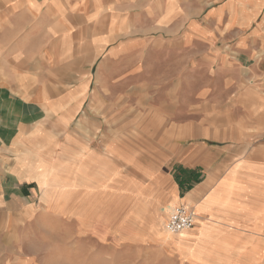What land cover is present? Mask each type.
Segmentation results:
<instances>
[{"label": "crops", "instance_id": "crops-1", "mask_svg": "<svg viewBox=\"0 0 264 264\" xmlns=\"http://www.w3.org/2000/svg\"><path fill=\"white\" fill-rule=\"evenodd\" d=\"M262 37L264 0H0V205L9 210L11 226L20 221L26 228L19 241L25 249L18 244L13 251L23 264L58 258L65 217L94 233L89 237L100 254L93 257L92 247L89 260L100 264L125 263L124 245L134 240L135 251L147 246V264H215L220 256L223 264H264V156L236 159L214 181L213 174L200 173L193 155L206 153L213 161L221 151L197 146L181 153L187 163L177 182L165 176L138 183L135 153H126L135 142L123 138V115L110 124L116 140L100 124L99 139L91 142L97 129L84 108L91 79H80L86 89L79 97L77 86L55 87L75 83V67L100 56L112 63L131 57L137 68L147 48L162 56L156 63L168 69L169 83L179 85L180 92L165 95L175 112L204 67L216 58L231 65L216 53L224 49L237 54L241 68L252 66L251 76L264 88ZM191 95L200 99L202 93ZM169 130L186 132L187 126ZM173 191L196 217L180 242L190 252L194 247L195 260L181 259L177 235L156 229ZM147 206L155 212L152 228L134 238L135 216L124 218L123 211Z\"/></svg>", "mask_w": 264, "mask_h": 264}, {"label": "rangeland", "instance_id": "rangeland-1", "mask_svg": "<svg viewBox=\"0 0 264 264\" xmlns=\"http://www.w3.org/2000/svg\"><path fill=\"white\" fill-rule=\"evenodd\" d=\"M82 38L84 45L88 37ZM261 41L264 43V37ZM224 50L226 51L216 53L224 54L233 68L231 65L222 66L220 58L213 60L214 63L210 67H204L197 83H188V98L181 101L182 109L177 108L175 112L170 111L165 95L170 90L180 92L179 85L169 83L168 69L156 63L162 56L147 48L139 53L141 66L137 68L131 57H122L118 60L119 63H112L106 61L108 59L105 56H100L90 66L75 67V83H59L55 87L63 91L77 86L76 97H79L84 95L86 89V84L79 85L80 79H85V76L87 80L91 79L84 104V108L91 111L92 121L95 123L93 128L97 129L95 134L93 132L91 142L99 139L100 124L107 126L108 139L116 140V133L111 130L110 124L116 123L117 113L123 115V138L135 142V148H126V153L130 156L135 153V182L147 183L151 177L172 176L175 179V176L182 172V164L187 163L181 153H192L197 146L221 151L218 157H213V161H208L210 158L206 153L200 155L195 152L193 155L194 158L197 157L194 163L200 167V173L210 177L213 174L216 181L232 161L243 158L260 159L261 155L264 156V88L260 85L259 78L251 76L252 66L245 64V67L241 68L237 54L229 49ZM80 56L78 55V59ZM70 70H65V73ZM62 73L64 72L61 70ZM196 91L202 93L200 99L192 97L191 93ZM61 119L63 120V117ZM183 124L187 126L186 132L169 130L171 126L179 127ZM77 170L80 172L82 169L78 167ZM254 179L256 180V177H253L252 181ZM175 181L177 182V179ZM181 201L173 191L171 206L164 205L156 216V229L169 238L177 235L179 245L188 237L186 231L171 233L166 230L165 225L172 207ZM184 205L190 206L186 203ZM9 213V210L5 212L3 205H0V264H23L19 254L13 251L14 246L21 241L20 237L26 235V228L20 221L11 226ZM123 213L124 218L135 216V225L130 231L134 233L130 234L134 238L135 232L142 238L146 235V230L152 228L155 216L153 206H147L144 210L135 208V212L130 207H125ZM77 217H80V214ZM61 221L58 230V258L47 257L41 262L100 264L99 260L94 258L89 260L92 247L93 257L98 258L100 254V245L93 244L94 240L89 237L94 233H90L83 221L76 222L71 217H65ZM124 227L125 233L128 234L126 224ZM19 246L24 249L26 247L24 243ZM125 247L127 248L122 255L128 260L123 264L148 263L144 255V250L147 251L146 245L136 247L135 251L134 240V243L124 245ZM184 247L186 246L182 245L178 249L181 259L195 260L194 247L191 252ZM113 257L116 258L115 252ZM225 261L224 256L214 259L215 264H223Z\"/></svg>", "mask_w": 264, "mask_h": 264}, {"label": "built area", "instance_id": "built-area-1", "mask_svg": "<svg viewBox=\"0 0 264 264\" xmlns=\"http://www.w3.org/2000/svg\"><path fill=\"white\" fill-rule=\"evenodd\" d=\"M196 217L189 206L179 204L173 208L167 219L165 228L171 233H180L191 229Z\"/></svg>", "mask_w": 264, "mask_h": 264}, {"label": "bare ground", "instance_id": "bare-ground-1", "mask_svg": "<svg viewBox=\"0 0 264 264\" xmlns=\"http://www.w3.org/2000/svg\"><path fill=\"white\" fill-rule=\"evenodd\" d=\"M175 196V195H174ZM177 205H179V204H176V205H174L172 208H174L175 206H177ZM167 214V212L165 213V215ZM197 219H199L198 217H197ZM169 232V231H168Z\"/></svg>", "mask_w": 264, "mask_h": 264}]
</instances>
